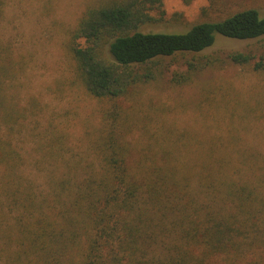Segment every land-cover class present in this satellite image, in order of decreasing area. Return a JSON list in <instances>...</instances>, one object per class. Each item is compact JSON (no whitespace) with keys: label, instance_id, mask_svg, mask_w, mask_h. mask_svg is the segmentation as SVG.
I'll use <instances>...</instances> for the list:
<instances>
[{"label":"trees","instance_id":"obj_1","mask_svg":"<svg viewBox=\"0 0 264 264\" xmlns=\"http://www.w3.org/2000/svg\"><path fill=\"white\" fill-rule=\"evenodd\" d=\"M5 7L0 0V23ZM163 7V0H87L70 32L76 79L101 116L87 129V165L68 153L51 119L39 125L42 101L22 99L18 88L30 57L0 36V264H264V151L231 125L244 116L264 121V94L245 99L231 84H198L197 111L221 110L228 133L206 135L202 126L159 148L136 145L151 119L119 104L158 78L166 57L190 55L172 81L197 84L222 61L208 51L219 36L264 39V11L247 7L181 31L144 29L161 21ZM261 47L226 57L264 77ZM19 136L33 141L43 184L23 169Z\"/></svg>","mask_w":264,"mask_h":264},{"label":"rangeland","instance_id":"obj_2","mask_svg":"<svg viewBox=\"0 0 264 264\" xmlns=\"http://www.w3.org/2000/svg\"><path fill=\"white\" fill-rule=\"evenodd\" d=\"M87 0H6L4 15L0 23V36L12 41L17 50L30 57L26 72L19 79L18 88L22 99L35 95L42 101L43 111L38 115L39 125L44 126L51 119L58 131H63L69 141L70 155L80 159V165H87L93 158L89 147L87 129L93 131L101 116L99 103L93 99L76 79L73 60L67 47L70 32L77 25ZM165 15L161 21L144 26V29L181 31L194 23L216 19L239 9L256 7L264 11V0H163ZM157 16L159 12H156ZM264 39L238 40L219 36L208 51L220 55L222 61L212 68L198 74L197 84L193 86L174 85L175 72L187 69L186 60L190 55L166 57L161 59L160 68L164 72L156 78L137 87L134 98L119 102L125 109H135V117H150L149 131L136 145L150 143L157 148L165 145L166 138L200 133L202 126L206 135H225L228 133V116L218 111L205 117L197 111L194 100L195 86L213 80L231 84L243 92L245 99L251 94H264V77L252 73L248 67L237 65L226 57L231 49L252 47L261 52ZM257 96V95H256ZM132 102L137 108L132 107ZM138 110V111H137ZM142 110V111H140ZM243 115V114H241ZM239 115V116H241ZM231 124L247 142L257 150L264 151V121L255 116L234 119ZM34 122L26 123L30 126ZM139 131V130H138ZM28 132L24 131V136ZM20 137V146L28 154L23 169L37 176L40 183L45 182L31 153L33 141ZM130 138V137H129ZM138 134L135 135V139ZM131 140V138H130ZM158 140V144L156 143ZM162 144L159 146V144ZM67 166V163L63 164ZM50 165H47V167ZM81 172V169H79ZM81 174H79L80 177Z\"/></svg>","mask_w":264,"mask_h":264}]
</instances>
